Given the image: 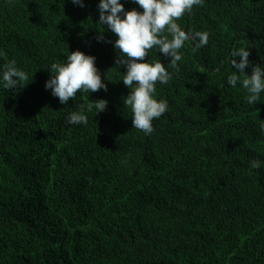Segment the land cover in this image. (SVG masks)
<instances>
[{"label":"trees","instance_id":"trees-1","mask_svg":"<svg viewBox=\"0 0 264 264\" xmlns=\"http://www.w3.org/2000/svg\"><path fill=\"white\" fill-rule=\"evenodd\" d=\"M98 3L0 0V65L15 59L30 75L0 89V264H264V165L250 166L264 161V103L226 83L233 50L264 64V0H204L177 21L209 43L187 44L179 71L157 84L169 110L150 136L124 108ZM68 50L96 57L107 92L62 105L45 90L44 68ZM158 55L170 63L154 50L145 61ZM88 97L106 110L66 125Z\"/></svg>","mask_w":264,"mask_h":264},{"label":"clouds","instance_id":"clouds-1","mask_svg":"<svg viewBox=\"0 0 264 264\" xmlns=\"http://www.w3.org/2000/svg\"><path fill=\"white\" fill-rule=\"evenodd\" d=\"M11 2V0H10ZM137 8L125 10L122 0H99L97 5L99 19L96 24L106 26L116 37L113 48L116 55L115 67L120 82L128 89V95L122 97L124 108L130 109L132 128L150 136L155 131L153 122L161 118L168 110L166 99H157L156 86L167 85L172 79V71H179L183 60L182 49L189 43L196 52L209 43L207 31L185 30L177 23L194 7L203 6L204 0H127ZM63 3V0H61ZM73 5L84 8V0H71ZM98 43L105 42L101 34ZM154 50L170 59L166 65L161 57L145 61L148 52ZM231 69L226 76V83L232 89L239 84L243 91L244 103L255 106L264 98V64L253 65L249 60L250 51L240 47L231 52ZM125 71L121 73L120 69ZM50 74L45 82V90L58 98L64 105L75 101L77 93H94L99 90L107 92V85L96 67V57L86 55L80 50L69 52L60 62H52L44 68ZM250 70L251 74H248ZM105 78V77H104ZM29 72L17 66L15 59L0 65V89L9 91L21 89L28 85ZM33 79V77H32ZM106 79V78H105ZM108 106L106 100L82 103L65 116L68 126L88 124L89 112L95 116L104 112ZM264 133V121L259 124ZM264 161H250L252 169H260Z\"/></svg>","mask_w":264,"mask_h":264}]
</instances>
